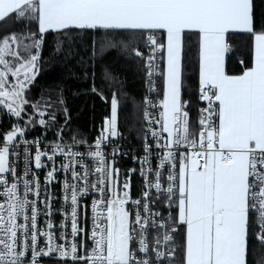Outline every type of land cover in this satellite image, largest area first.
Wrapping results in <instances>:
<instances>
[{
    "label": "snow or ice",
    "instance_id": "snow-or-ice-1",
    "mask_svg": "<svg viewBox=\"0 0 264 264\" xmlns=\"http://www.w3.org/2000/svg\"><path fill=\"white\" fill-rule=\"evenodd\" d=\"M13 14L34 22L36 31L0 38V110L18 121L0 133V264L45 258L53 264H264V27L257 31L254 0H0V21ZM73 29L115 33L101 46L93 41L91 55H103L102 48L130 51L146 58L150 90L156 91L153 76L163 80L162 98L143 101L159 112L143 111L148 131L137 158L138 199L131 195L137 169L121 180L117 167V157L127 153L114 143L121 136L115 94L92 143L65 139L67 109L43 149L42 139H23L29 125L47 131L57 123L55 113L29 104L24 93L36 78L45 34ZM190 32L199 36V100L205 103L194 122L182 91ZM232 32L253 38L251 63L239 75L228 74L225 64ZM135 33L147 56L129 42L126 34ZM18 138L34 144V169H47L43 185L27 155L23 176L10 159ZM55 183H62L59 208L49 191ZM93 194L89 231L82 213L86 220L85 198Z\"/></svg>",
    "mask_w": 264,
    "mask_h": 264
},
{
    "label": "trees",
    "instance_id": "trees-1",
    "mask_svg": "<svg viewBox=\"0 0 264 264\" xmlns=\"http://www.w3.org/2000/svg\"><path fill=\"white\" fill-rule=\"evenodd\" d=\"M254 12L259 31L264 27V0H254ZM29 31H36L34 22L27 19L18 21L14 14L0 22V38L13 33L25 35ZM113 35L115 33L100 29L45 34L40 49L39 73L26 91L25 99L29 104L46 108L49 114L55 113L57 123L47 131L38 124L29 125L27 129L31 135L39 136L43 143L52 142L57 129L64 125L67 109L70 120L65 129V139L70 142V137L75 135L77 139L90 143L110 116L111 99L115 94L119 102V131L129 138L132 145L142 144L144 60L120 48H102L103 55H91L93 41L101 46ZM126 35L130 43H138L145 51L146 44L138 33ZM228 42L231 47L226 70L230 75H239L251 63L253 38L248 33H231ZM69 49L72 57L67 55ZM183 65V98L191 101L189 109L194 122L200 108L197 101L199 37L196 33L185 34ZM106 73L110 77L106 78ZM26 111L31 114L33 108L26 106ZM27 119L24 116L25 123ZM128 165V161H123L124 167Z\"/></svg>",
    "mask_w": 264,
    "mask_h": 264
},
{
    "label": "built area",
    "instance_id": "built-area-1",
    "mask_svg": "<svg viewBox=\"0 0 264 264\" xmlns=\"http://www.w3.org/2000/svg\"><path fill=\"white\" fill-rule=\"evenodd\" d=\"M149 54L147 45L145 46V56H147ZM39 63V62H38ZM156 63H158L160 65V68H163V61L160 60L159 58L157 59ZM144 88H145V92H144V99L145 97L155 101H158L160 98H162V94H161V80L162 78L159 75H155L152 77V79L155 82V86H156V91H152L150 90V85H149V77H148V67H147V60L146 58L144 59ZM39 73V67H38V72L36 77L38 76ZM11 79V77L9 78ZM36 79V78H35ZM35 81V80H34ZM34 81L27 87L26 91L31 87V85L34 83ZM24 93V96H25ZM143 99V101H144ZM197 101L198 104L200 105V108L205 106V103L199 100V90H198V94H197ZM144 109H147L149 112L154 113V114H158L159 112V108H151L150 106L146 105L143 103V111ZM191 116V115H190ZM142 120H143V136L144 134L148 131V125L147 122L144 120L143 117V113H142ZM17 118L14 116H11L10 114H8L6 112V110H0V133H7L8 131H10L12 129V127L14 125L17 124ZM20 126L24 127L25 126V120L23 119L22 121H19ZM104 124L101 125L98 130L97 133L94 137V139L90 142H94V140L96 139V137H98L100 135V132L103 128ZM158 128V126H157ZM23 139L28 140L29 142L35 141L37 139H41L39 136L36 135H31L30 131L25 132V136L23 137ZM0 143H2V138H0ZM114 143L120 147L121 151L124 153H127V155H122V156H118L117 157V167L120 168L121 170V180H123L125 178V174L129 173L131 169L136 168L137 169V173L133 174L131 177V184H132V188H131V195L133 199H138L140 197V192L142 190L143 187V181L142 178L139 175V168L140 165L137 162V158H142L144 155V152L142 150V144L141 145H132L129 142V138L124 135L121 132V136L116 138V140L114 141ZM17 144L19 145L18 147H16L14 145V149H15V153L13 155L10 156V159L12 161L15 162L16 166H17V170H18V174L23 176V171L25 168V156L27 155L30 159H29V167H32L33 171H38L40 174V179H41V183L43 185V181H44V175L46 174L47 169H41V170H36L34 169V165L31 162V157H34L35 154V147L34 144L32 143H28V144H24V143H20V138H18L17 140ZM49 143H43L42 142V149L47 146ZM87 145L84 146V148H86ZM25 149H28L27 153L25 152ZM81 150H84L83 148ZM123 161H128V166L124 167L123 166ZM158 162V161H157ZM59 163V161H58ZM59 179L62 181L63 180V175L61 174L59 176ZM22 188V186H21ZM49 191H52L55 193V203H54V207L55 208H59L61 207V205H63V190H62V183H55L52 186H50ZM92 198H98V194H93L92 196L85 198V202L88 204V209H87V217L86 220L83 217V213H82V221L86 223L87 228L89 229V231L91 230L92 227V213H91V199ZM41 208H43V205H40ZM66 207H70V206H66ZM44 217H40L39 219V226L40 227H44ZM53 220L55 223H59L61 220V216L59 215H55L53 217ZM66 231L69 233V240L71 239L70 237V224L68 226V228L66 229ZM59 230H57V234H58ZM60 242V241H58ZM43 243V240H42ZM42 264H53V261L49 260L48 258H45L42 261Z\"/></svg>",
    "mask_w": 264,
    "mask_h": 264
},
{
    "label": "crops",
    "instance_id": "crops-1",
    "mask_svg": "<svg viewBox=\"0 0 264 264\" xmlns=\"http://www.w3.org/2000/svg\"><path fill=\"white\" fill-rule=\"evenodd\" d=\"M1 22V21H0ZM100 30H103V29H100ZM53 33H55V32H53ZM190 33H196V32H190ZM232 33H243V32H232ZM197 34V33H196ZM229 34H231V33H229ZM228 34V35H229ZM198 35V34H197ZM199 37V36H198ZM230 54V50H229V52L226 54V60H225V64H226V62H227V57H228V55ZM161 94H162V88H163V80H161ZM198 86H199V78H198ZM199 90V89H198Z\"/></svg>",
    "mask_w": 264,
    "mask_h": 264
},
{
    "label": "rangeland",
    "instance_id": "rangeland-1",
    "mask_svg": "<svg viewBox=\"0 0 264 264\" xmlns=\"http://www.w3.org/2000/svg\"><path fill=\"white\" fill-rule=\"evenodd\" d=\"M38 66H39V63H38ZM32 86V85H31ZM27 131H29L28 129H27Z\"/></svg>",
    "mask_w": 264,
    "mask_h": 264
},
{
    "label": "bare ground",
    "instance_id": "bare-ground-1",
    "mask_svg": "<svg viewBox=\"0 0 264 264\" xmlns=\"http://www.w3.org/2000/svg\"><path fill=\"white\" fill-rule=\"evenodd\" d=\"M162 84V83H161Z\"/></svg>",
    "mask_w": 264,
    "mask_h": 264
}]
</instances>
